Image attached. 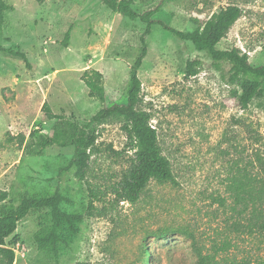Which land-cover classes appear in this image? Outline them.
<instances>
[{
  "label": "rangeland",
  "instance_id": "374dc122",
  "mask_svg": "<svg viewBox=\"0 0 264 264\" xmlns=\"http://www.w3.org/2000/svg\"><path fill=\"white\" fill-rule=\"evenodd\" d=\"M2 1L11 10L0 47L27 63L0 51V192L17 205L21 194L58 191L65 213L92 205L69 245L45 250L34 234L52 225L50 210L31 211L8 239L19 238L10 245L14 264H195L199 253L221 264H264V94L241 107L227 63L214 67L206 52L153 25L138 72L141 108L152 115L174 183L151 181L137 203L117 202L113 188L133 151L121 118L100 125L91 118L123 103L146 24L100 0ZM132 1L140 15L162 0ZM228 5L242 15L217 48H238L263 66L264 0H166L151 19L190 32ZM194 60L198 74L186 78ZM88 69L102 75V99L88 95ZM45 102L57 118L42 111ZM80 128L97 135L83 180L71 165ZM44 139L53 145L42 148Z\"/></svg>",
  "mask_w": 264,
  "mask_h": 264
},
{
  "label": "trees",
  "instance_id": "16d2710c",
  "mask_svg": "<svg viewBox=\"0 0 264 264\" xmlns=\"http://www.w3.org/2000/svg\"><path fill=\"white\" fill-rule=\"evenodd\" d=\"M109 10L118 11L129 20L140 19L146 24L145 31L140 36V47L130 68L129 80L126 92L122 100L123 103H111L105 108L100 109L91 121L95 124H103L111 118H121L122 130L126 134L130 148L133 151L131 166L127 174L120 180L113 192L117 202H126L135 204L140 199L142 192L151 181L174 183L171 166L168 159L162 155L158 144V133L152 127L150 121L152 115L141 108L142 98L141 81L138 72L143 65L147 54L145 37L150 34L153 25H160L170 32L174 37L183 41L190 42L193 48L199 52H206L210 57L212 65L219 67L223 63L229 65L228 83L237 87L236 96L241 107H247L253 99L259 98L264 94V65L253 67L249 62L246 53L238 48L220 50L217 45L227 34L229 29L241 17L242 9L237 5H228L214 14L206 22L196 20V27L190 32L179 31L169 28L164 23L152 20V16L158 13L166 0L153 10L138 15L132 8V0H100ZM11 10V7L0 0V31L4 22V13ZM0 51L16 56L27 63L26 55L15 52L12 49H3ZM200 62L197 60L188 61L185 68V77L190 78L198 74ZM82 81L88 91L90 98L102 99L104 88L102 86V75L92 69L85 70ZM49 119L57 118L45 102L42 106ZM97 135L94 131L87 128H80L77 131V138L73 142L74 155L71 165L75 168L76 176L83 180L88 169L90 151L95 144ZM53 145L50 140H42V148ZM93 194V192H92ZM7 194L0 192V264H14L15 251L10 246L18 244V236H14L17 229V223L23 220L31 211L48 209L51 213L52 225L40 228L34 234V242L38 249L45 250L50 247L56 248L58 244L69 245L76 235L77 225L82 223L84 218L90 215L87 213H65L61 208L62 196L58 191L41 193L38 195H29L24 193L19 195L18 204L5 202ZM94 199H97L94 195ZM264 232V207L260 212V227ZM148 260V256H145ZM147 262V261H146ZM195 264H221L215 254L202 255L199 253ZM230 264H235L231 262Z\"/></svg>",
  "mask_w": 264,
  "mask_h": 264
}]
</instances>
